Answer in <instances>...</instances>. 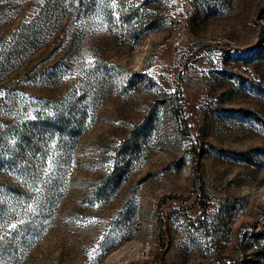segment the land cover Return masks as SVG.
<instances>
[{"label": "rangeland", "instance_id": "obj_1", "mask_svg": "<svg viewBox=\"0 0 264 264\" xmlns=\"http://www.w3.org/2000/svg\"><path fill=\"white\" fill-rule=\"evenodd\" d=\"M0 264H264V0H0Z\"/></svg>", "mask_w": 264, "mask_h": 264}, {"label": "trees", "instance_id": "obj_2", "mask_svg": "<svg viewBox=\"0 0 264 264\" xmlns=\"http://www.w3.org/2000/svg\"><path fill=\"white\" fill-rule=\"evenodd\" d=\"M49 1H50V2H56V3H57L59 0H49ZM41 4H42V3L39 2V5H40V6H41ZM44 11H46V10H45L44 7L42 6L41 9H40V12H39V13H44ZM38 15H39V14H38Z\"/></svg>", "mask_w": 264, "mask_h": 264}]
</instances>
